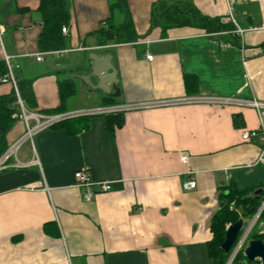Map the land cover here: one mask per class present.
I'll use <instances>...</instances> for the list:
<instances>
[{
	"label": "crops",
	"instance_id": "crops-1",
	"mask_svg": "<svg viewBox=\"0 0 264 264\" xmlns=\"http://www.w3.org/2000/svg\"><path fill=\"white\" fill-rule=\"evenodd\" d=\"M40 1L0 0L2 48L12 76L31 80L35 111L57 108V84L67 79L76 94L66 112L106 101L264 102V0H126L138 38L106 46L94 33L113 0H63L69 21L57 51L39 48ZM171 4L227 16L242 34L180 27L163 36L152 14ZM88 67L99 86L94 77L80 79ZM185 76L193 78L188 89ZM10 91L0 85V95ZM122 114L112 134L102 116L40 131L0 171V264H212L210 223L228 192L264 187V164L257 162L264 142L240 138L243 130H264V110L199 104ZM24 132L18 120L8 143ZM78 170L110 190L84 201L74 186ZM189 180L195 188L184 190Z\"/></svg>",
	"mask_w": 264,
	"mask_h": 264
},
{
	"label": "trees",
	"instance_id": "trees-1",
	"mask_svg": "<svg viewBox=\"0 0 264 264\" xmlns=\"http://www.w3.org/2000/svg\"><path fill=\"white\" fill-rule=\"evenodd\" d=\"M20 11V10H18ZM37 12L42 19V30L38 37V45L42 51H57L62 47L60 38L61 28L69 21V14L66 4L63 0H41ZM120 16L121 21L116 22V17ZM153 20L160 27L163 36L168 29L180 27H194L201 29L209 34L232 33L233 24L226 19L227 16L207 17L201 15L193 8H184L183 6L171 4L157 7ZM96 43L98 46H106L111 43L123 44L134 42L138 36L135 33L132 18L126 4V0H113L109 3V16L101 21L97 31ZM8 73L7 66L3 59H0V78ZM191 76H185L184 83L188 89ZM8 84V83H6ZM1 85V84H0ZM10 85V84H9ZM11 86V85H10ZM16 89L25 110L35 112L45 116L65 113L66 105L69 99L76 94V87L73 80H62L57 84L59 105L53 110L35 111L37 104L31 87V80H16ZM109 101L104 102V106H111ZM20 112L17 105V98L11 86L8 94L0 95V156L11 145L8 143L7 136L12 130L17 118H12L13 114ZM105 118V128L110 134L115 128L123 124V114L99 115ZM89 117L73 118L54 124L49 129L66 126L72 122L87 121ZM86 122L84 127L86 128ZM225 205L212 218L210 223L211 239L206 245V252L212 264H225L232 249L236 245L241 231L235 240L229 253L225 254L220 246L224 241L226 226L235 223L237 220L252 218L258 211L264 200V187L252 188L247 190H230L226 195ZM263 222L264 207L258 216ZM259 220V219H258ZM250 240H260L264 243V233L255 230L249 234ZM230 264H260L259 261H247L243 256V250H239L233 257Z\"/></svg>",
	"mask_w": 264,
	"mask_h": 264
},
{
	"label": "built area",
	"instance_id": "built-area-1",
	"mask_svg": "<svg viewBox=\"0 0 264 264\" xmlns=\"http://www.w3.org/2000/svg\"><path fill=\"white\" fill-rule=\"evenodd\" d=\"M66 29L61 28V33H65ZM236 34L241 35L242 31L237 29L234 31ZM2 29L0 27V50L2 54V59L5 62L8 73L0 78V84H10L15 92V96L17 98V105L19 107L20 112L18 114H13L12 118H17L25 125L24 134L15 140L6 151L0 156V171L5 170L10 167V161L15 160L17 152L19 149L26 143L30 142L33 136L40 131L49 129L54 124H57L61 121L79 118V117H89V116H99V115H108V114H117V113H125L131 110H141L147 108H162L170 105H208V106H217V107H225V106H243L255 109L259 114L264 110V102H258L255 100H237L232 98H220V97H195V98H183L175 101H159L154 103L147 104H136V105H111V106H101L98 108H89V109H80L72 112H65L61 114L45 116L35 112H30L25 110L22 101L19 98L17 89H16V79L12 76L10 72L9 66V57L4 53L2 48ZM147 61H151V56L145 57ZM37 60H40L37 57ZM241 141H253L260 140L264 142V130H243L240 135ZM264 146L263 151L258 157L257 162L264 164ZM182 163H186V158L182 157ZM36 163V162H33ZM74 186L82 190V199L86 202H89L95 195L99 193L108 192L110 190V184L107 182H95L89 174L85 170H78L73 174ZM182 188L184 190H192L195 188L194 181H187L182 184ZM264 207V203L261 206L259 212ZM258 212V215H259ZM248 234V232H247ZM246 234V236H247ZM240 238V242L235 250V254L241 250V244L245 239ZM239 240V239H238ZM234 254V256H235ZM233 256V257H234ZM233 259V258H232ZM232 259L228 264L231 263Z\"/></svg>",
	"mask_w": 264,
	"mask_h": 264
},
{
	"label": "water",
	"instance_id": "water-1",
	"mask_svg": "<svg viewBox=\"0 0 264 264\" xmlns=\"http://www.w3.org/2000/svg\"><path fill=\"white\" fill-rule=\"evenodd\" d=\"M109 70H111L112 75L114 76L115 68L111 66L109 68ZM88 71H89V74L80 77V79H84V78L89 79L91 77H94L97 80V85L99 86V84H101V81L99 80L98 72H95L90 67H88ZM253 222L248 226V228L243 233L241 238L246 236V234L250 230ZM243 226H244V221L242 219H239L235 223L230 224V225L227 226V228L225 230V234H224V241H223V243L220 246V249L225 254L229 253V251L231 250V248H232L235 240L237 239L240 231L242 230ZM240 240H239V242H240ZM239 242L234 247V249L231 251L229 259H228L226 264H228L229 261L233 258L234 254H235V250H236ZM243 256L246 258L247 261H250V262L259 261L260 264H264V243L262 241H260V240H249L247 242V245L243 248Z\"/></svg>",
	"mask_w": 264,
	"mask_h": 264
},
{
	"label": "rangeland",
	"instance_id": "rangeland-1",
	"mask_svg": "<svg viewBox=\"0 0 264 264\" xmlns=\"http://www.w3.org/2000/svg\"><path fill=\"white\" fill-rule=\"evenodd\" d=\"M263 202H264V200H263ZM263 202H262V204H263ZM262 204H261V206H262ZM261 206L258 208V211L256 212V214H254L253 215V217L252 218H246L245 220H243L244 221V226H243V228H242V230H241V235H240V237H239V240H240V238L242 237V235H243V233L246 231V229L248 228V226L253 222V224H252V226H251V228H250V230L248 231V234H247V236L245 237V239L243 240V242H242V244H241V250H243V248L247 245V242L250 240V237H249V234L251 233V232H253L254 230L257 232L258 230H259V227L261 226V220H260V218L258 217L259 215H258V212H259V210H260V208H261ZM254 219V220H253ZM259 219V220H258ZM263 221H264V218H263ZM239 240L237 241V243L239 242ZM237 243H236V245H237ZM235 245V246H236ZM234 246V247H235ZM234 249V248H233ZM232 249V250H233ZM230 256V255H229ZM228 259H229V257H228ZM228 259H227V261H228ZM227 261H226V263H227ZM225 263V264H226Z\"/></svg>",
	"mask_w": 264,
	"mask_h": 264
}]
</instances>
